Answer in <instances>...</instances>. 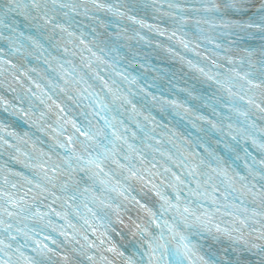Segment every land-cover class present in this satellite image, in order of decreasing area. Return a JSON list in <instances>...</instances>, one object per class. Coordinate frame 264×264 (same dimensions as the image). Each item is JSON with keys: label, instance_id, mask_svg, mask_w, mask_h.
Returning a JSON list of instances; mask_svg holds the SVG:
<instances>
[{"label": "snow or ice", "instance_id": "obj_1", "mask_svg": "<svg viewBox=\"0 0 264 264\" xmlns=\"http://www.w3.org/2000/svg\"><path fill=\"white\" fill-rule=\"evenodd\" d=\"M52 3L56 8H71L74 12L78 7H82L85 14L89 11L87 4L75 6L58 3V0ZM92 4L95 9L113 11L99 0H92ZM48 11V5L41 0H5L0 3V23L4 22V17L19 15L25 21L43 19L47 24L52 19ZM154 11L170 19L179 29L195 24L199 40L213 47L216 59L211 61L212 68L223 67L224 71H205L189 61L190 66L227 91L229 97L236 95L234 89L242 91L244 95L238 98L254 106L261 114L258 118L264 119V42L258 49H243L242 56L237 46L244 34L251 39L254 33H259L264 41V0H195L189 4L167 0L158 8L154 6ZM115 14L124 15L123 12ZM128 19L133 24L154 29L157 35L167 34L158 25H145L133 16ZM201 25L208 26V34ZM173 37L185 50L193 51L190 42L179 36L175 28L167 36L169 40ZM81 43H84L82 39ZM199 46L197 43L196 47ZM194 54L200 55L199 52ZM219 61H224L225 65ZM4 64L15 67L0 60V74L5 71ZM10 75L11 80L0 81V88L16 93L15 85L23 87V84L14 74ZM19 75L26 74L21 71ZM76 83L84 82L81 78ZM101 84L113 102L121 99L106 81L101 79ZM35 86L39 89L38 84ZM24 91L27 94L31 89ZM85 92L95 104L90 115L98 117L97 122L94 124L89 119L86 127H80L72 120H64L63 124H70L83 138L78 139L65 135L67 129L58 115L57 128L53 130L57 137L63 136V141L50 136L53 143L48 153L43 150L36 155L22 152L14 141L28 143L25 138L30 134L25 132L21 137L0 124V156L11 150L7 151L6 162H0V264H56L53 257L64 264H264V184L257 188L256 184L248 182L247 176L230 173L222 167L223 161L212 153L208 155L217 161L215 166L211 159L206 160L197 152H182L179 159L167 156L175 168L180 169L178 172L154 156L149 161L146 153L132 142L137 140L136 133H132L130 141L116 129L115 118L109 120L105 115L109 104L100 94L91 92L90 86H84L80 95ZM43 96H47L60 113L65 112L48 93ZM35 98L45 104L42 96ZM24 99H28L27 95L18 96L17 103L22 104ZM0 105L6 112L11 108L9 115H18L29 128L35 127L43 133L45 112H40L39 119L33 120L31 106L27 110L17 108L3 97H0ZM240 114L248 115L247 112ZM120 124L123 126V121ZM136 126L140 128L139 124ZM248 126L255 128L251 122ZM212 127L215 129L216 125ZM127 132L128 128L124 127V133ZM260 135L264 136V129L260 130ZM249 138L264 153V143H259L251 134ZM52 152H56V159ZM33 153H37L34 146ZM257 163L262 170L258 176L249 165L244 167L249 176L264 181V159ZM133 182L139 186L142 196L153 201L151 204L132 195ZM58 204L61 210L56 207ZM81 208L85 213L82 214ZM133 210L135 218L131 215ZM125 214L129 223L123 219ZM53 216L63 224L54 223ZM70 217L83 220V226L78 229ZM113 224L129 230L132 240L128 244L121 246L114 242L110 236V232L115 231ZM49 232L63 237V244ZM115 235L124 240L122 231H115ZM205 236L227 241L230 247L223 248V254L210 253L215 257L211 259L204 254L199 242ZM66 246H72L74 256L65 252Z\"/></svg>", "mask_w": 264, "mask_h": 264}]
</instances>
